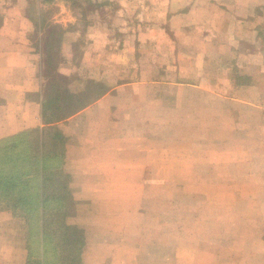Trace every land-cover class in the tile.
<instances>
[{"label": "crops", "instance_id": "crops-1", "mask_svg": "<svg viewBox=\"0 0 264 264\" xmlns=\"http://www.w3.org/2000/svg\"><path fill=\"white\" fill-rule=\"evenodd\" d=\"M207 129L264 175V0H0V264L184 263Z\"/></svg>", "mask_w": 264, "mask_h": 264}, {"label": "rangeland", "instance_id": "rangeland-1", "mask_svg": "<svg viewBox=\"0 0 264 264\" xmlns=\"http://www.w3.org/2000/svg\"><path fill=\"white\" fill-rule=\"evenodd\" d=\"M202 131L200 138H213ZM244 131H233L234 142H199L205 156L190 157L189 164L201 171L174 174V188L167 189L172 200L164 208L175 227L190 232L196 250L181 264H264V175L244 172L253 166L245 157L252 146ZM256 163L254 168H262L261 160ZM165 191L158 190L164 200Z\"/></svg>", "mask_w": 264, "mask_h": 264}]
</instances>
